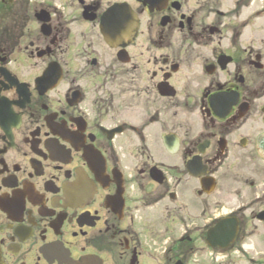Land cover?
I'll return each instance as SVG.
<instances>
[{"label":"flooded vegetation","instance_id":"af4514ba","mask_svg":"<svg viewBox=\"0 0 264 264\" xmlns=\"http://www.w3.org/2000/svg\"><path fill=\"white\" fill-rule=\"evenodd\" d=\"M251 1L0 0V264H263ZM186 190L231 255L194 258Z\"/></svg>","mask_w":264,"mask_h":264},{"label":"rangeland","instance_id":"374dc122","mask_svg":"<svg viewBox=\"0 0 264 264\" xmlns=\"http://www.w3.org/2000/svg\"><path fill=\"white\" fill-rule=\"evenodd\" d=\"M252 5L250 9V23L248 29V38L250 44H254L258 49H264V0H252ZM264 169V166H263ZM263 183H264V174H263ZM186 201L189 200L191 203L190 212L191 217L196 216V221L198 226L202 227L200 231H192L193 234H189L191 239H194L195 252L193 253L194 258L201 260L202 263L204 260H212V257H221L231 255L229 252L221 253L210 249L206 244V232L205 225L209 226L210 218H213L214 212L206 207L205 202H211L212 198H196V196H188V191L185 193ZM263 198H264V186H263ZM204 215V211H206ZM231 210L228 206L225 207L222 211H219V215L224 216L226 212ZM191 222V221H190ZM187 222V223H190ZM193 222V221H192ZM209 223V224H208ZM251 229V228H250ZM170 238L176 240L180 237V232L175 233L171 232L169 234ZM196 238L198 239L196 241ZM187 245V244H185ZM245 246L249 247L248 252L251 255H256L259 252H263V264H264V224L258 225L256 228L251 229L247 239L245 240Z\"/></svg>","mask_w":264,"mask_h":264},{"label":"water","instance_id":"95a60500","mask_svg":"<svg viewBox=\"0 0 264 264\" xmlns=\"http://www.w3.org/2000/svg\"><path fill=\"white\" fill-rule=\"evenodd\" d=\"M199 176V173H193ZM264 220V217H263ZM233 223V224H231ZM236 222H229L227 219L220 221L217 226L207 233V244L213 249L219 248L221 250L229 249L236 238Z\"/></svg>","mask_w":264,"mask_h":264}]
</instances>
